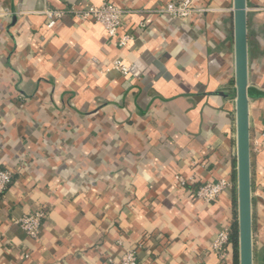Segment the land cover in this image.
<instances>
[{
  "label": "crops",
  "instance_id": "1",
  "mask_svg": "<svg viewBox=\"0 0 264 264\" xmlns=\"http://www.w3.org/2000/svg\"><path fill=\"white\" fill-rule=\"evenodd\" d=\"M172 1L0 0V168L14 176L0 194V264H110L131 250L141 264H234L211 250L233 223L230 191L207 204L175 180H236L234 4L194 0L211 12L192 21L154 12ZM106 2L135 12L124 48L72 15L47 28V10ZM247 14L253 258L264 264V0H247ZM115 61L130 75L108 71ZM39 208L33 239L18 222Z\"/></svg>",
  "mask_w": 264,
  "mask_h": 264
},
{
  "label": "built area",
  "instance_id": "2",
  "mask_svg": "<svg viewBox=\"0 0 264 264\" xmlns=\"http://www.w3.org/2000/svg\"><path fill=\"white\" fill-rule=\"evenodd\" d=\"M158 16L163 18H175L183 21H192L199 14L211 12L209 9L197 8L194 0H176L167 2L154 11ZM132 10H125L114 6L110 2H106L99 7L71 8L69 10H47L43 13L47 20V28L52 29L66 15H72L82 22H92L103 26L110 38H115L117 46L124 48L135 40L132 34H125L120 37V32L124 27L125 18L134 14ZM146 24L142 23L140 28L144 29ZM118 38V39H117ZM96 61V59H95ZM108 71H117L123 76L130 75L131 69L121 61H115L109 67ZM256 146H264V131L260 135V139L256 140ZM176 186L178 189H186L194 187V195L197 199L207 204L217 201L220 196L230 191L233 182L228 179H221L216 182H208L200 184L196 180H188L182 176H176ZM14 176L11 170L0 168V194H3L7 188L13 183ZM48 212L45 208H39L25 215L19 220L20 228L31 238L39 239L42 234V228ZM232 235V225H225L217 234L211 250L216 252L222 260L230 256V238ZM110 264H141L139 261L138 251L131 250L124 252L118 261L112 258Z\"/></svg>",
  "mask_w": 264,
  "mask_h": 264
},
{
  "label": "water",
  "instance_id": "3",
  "mask_svg": "<svg viewBox=\"0 0 264 264\" xmlns=\"http://www.w3.org/2000/svg\"><path fill=\"white\" fill-rule=\"evenodd\" d=\"M235 88L237 123V211L239 227V264H254L252 212V139L248 63L247 0H233Z\"/></svg>",
  "mask_w": 264,
  "mask_h": 264
},
{
  "label": "trees",
  "instance_id": "4",
  "mask_svg": "<svg viewBox=\"0 0 264 264\" xmlns=\"http://www.w3.org/2000/svg\"><path fill=\"white\" fill-rule=\"evenodd\" d=\"M234 167H236V164L234 165ZM230 193L232 195V201H233V223H232V235L230 238V256L232 257L234 264H239V227H238V211H237L238 205H237V189H236L235 173H234L233 185L230 190Z\"/></svg>",
  "mask_w": 264,
  "mask_h": 264
}]
</instances>
